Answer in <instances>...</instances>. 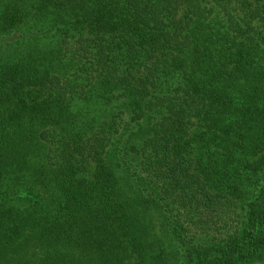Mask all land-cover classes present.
Wrapping results in <instances>:
<instances>
[{
    "label": "trees",
    "instance_id": "obj_1",
    "mask_svg": "<svg viewBox=\"0 0 264 264\" xmlns=\"http://www.w3.org/2000/svg\"><path fill=\"white\" fill-rule=\"evenodd\" d=\"M0 264H264V0H0Z\"/></svg>",
    "mask_w": 264,
    "mask_h": 264
}]
</instances>
